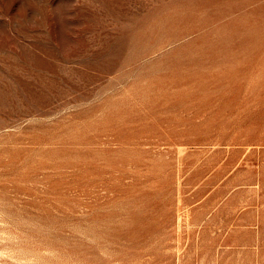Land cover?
<instances>
[{"label": "rangeland", "instance_id": "obj_1", "mask_svg": "<svg viewBox=\"0 0 264 264\" xmlns=\"http://www.w3.org/2000/svg\"><path fill=\"white\" fill-rule=\"evenodd\" d=\"M0 264H264V0H0Z\"/></svg>", "mask_w": 264, "mask_h": 264}]
</instances>
